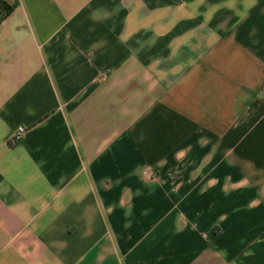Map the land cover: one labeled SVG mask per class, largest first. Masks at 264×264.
<instances>
[{
	"label": "crops",
	"instance_id": "0c3cea01",
	"mask_svg": "<svg viewBox=\"0 0 264 264\" xmlns=\"http://www.w3.org/2000/svg\"><path fill=\"white\" fill-rule=\"evenodd\" d=\"M1 1L0 264H264V0Z\"/></svg>",
	"mask_w": 264,
	"mask_h": 264
},
{
	"label": "built area",
	"instance_id": "2783aa9c",
	"mask_svg": "<svg viewBox=\"0 0 264 264\" xmlns=\"http://www.w3.org/2000/svg\"><path fill=\"white\" fill-rule=\"evenodd\" d=\"M28 127L25 126V125H20L18 126L14 131H13V134L11 136V141L12 142H18L20 141L24 134L26 133Z\"/></svg>",
	"mask_w": 264,
	"mask_h": 264
},
{
	"label": "trees",
	"instance_id": "16d2710c",
	"mask_svg": "<svg viewBox=\"0 0 264 264\" xmlns=\"http://www.w3.org/2000/svg\"><path fill=\"white\" fill-rule=\"evenodd\" d=\"M11 11H12V7L9 6L5 1H1L0 2V22Z\"/></svg>",
	"mask_w": 264,
	"mask_h": 264
}]
</instances>
